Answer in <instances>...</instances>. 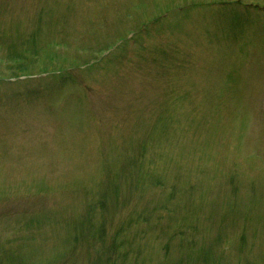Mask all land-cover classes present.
I'll list each match as a JSON object with an SVG mask.
<instances>
[{"label":"rangeland","instance_id":"1","mask_svg":"<svg viewBox=\"0 0 264 264\" xmlns=\"http://www.w3.org/2000/svg\"><path fill=\"white\" fill-rule=\"evenodd\" d=\"M0 264H264V0H0Z\"/></svg>","mask_w":264,"mask_h":264}]
</instances>
